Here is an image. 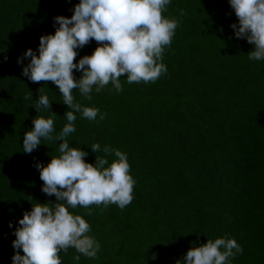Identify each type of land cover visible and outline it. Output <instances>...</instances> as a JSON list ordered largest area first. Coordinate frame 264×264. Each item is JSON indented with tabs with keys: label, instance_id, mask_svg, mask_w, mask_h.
<instances>
[{
	"label": "trees",
	"instance_id": "1",
	"mask_svg": "<svg viewBox=\"0 0 264 264\" xmlns=\"http://www.w3.org/2000/svg\"><path fill=\"white\" fill-rule=\"evenodd\" d=\"M77 3L0 0V264H12L16 251L23 255L12 241L24 212L36 203H63L41 191L34 167L58 156L62 141L42 138L25 153L23 134L33 119L51 116L54 137L71 109L52 81L32 82L21 72L31 59L24 51L38 55L39 37L54 34V17H70ZM162 15L178 21L162 54L166 73L148 83H128L121 74L119 93L109 82L90 100L72 90L75 101L99 112L96 120L75 113L69 145L93 164L106 155L94 152L93 143L126 153L135 184L123 209H69L89 223L100 250L95 258L61 250V264H183L190 248L219 237L234 238L243 249L229 257L231 264H264V60H249L254 44L233 35L238 17L228 0H171ZM98 43L77 48L73 62ZM72 72L74 79L82 75ZM40 88L50 111L34 107ZM114 159L107 155L109 164Z\"/></svg>",
	"mask_w": 264,
	"mask_h": 264
},
{
	"label": "clouds",
	"instance_id": "2",
	"mask_svg": "<svg viewBox=\"0 0 264 264\" xmlns=\"http://www.w3.org/2000/svg\"><path fill=\"white\" fill-rule=\"evenodd\" d=\"M171 0H79L72 9L70 17H54V34L39 37L38 55L31 48L24 51L23 57H31L22 67L21 75L32 82L52 81L58 86L62 103L67 105L64 113L66 123L54 133V121L49 116L33 119L31 130L23 134V151L31 153L41 139L62 141L58 144V156L42 166L36 162L43 181L41 191L55 195L56 203H36L30 211L23 213L14 229L12 246L22 249L23 255L16 251L11 257L12 264H61L59 253L74 248L76 253L95 258L100 250L99 242L88 233L89 223L79 214L69 209L77 205L116 204L125 208L133 199L135 180L131 176L126 153L105 146L101 149L93 143L94 152L102 150L106 155L97 157L95 163L86 162L87 153L79 147L69 145L66 137L75 132V113L88 120H96L99 109L83 106L74 100L72 90L78 89L85 99L90 93L100 92L111 82L117 93L122 90L121 74H126V82H155L167 72L162 63L165 46L171 44L178 25L175 18L162 15ZM238 17L237 24L230 25L233 35L254 44L248 53L249 60H264V0H228ZM94 39L98 43L91 55L80 57L75 63L76 49ZM21 63V57L17 58ZM82 75L74 79L72 70ZM36 100L37 111L43 107L50 111L47 95L41 94ZM54 114V113H53ZM99 118H104L100 113ZM116 157L110 164L107 155ZM108 165L105 167V165ZM59 186V187H58ZM90 211V210H89ZM12 227V222H9ZM243 251L234 238L219 237L199 247L190 248L182 257L183 264H231L229 257ZM74 261L80 255H73ZM175 264H182L177 259Z\"/></svg>",
	"mask_w": 264,
	"mask_h": 264
}]
</instances>
